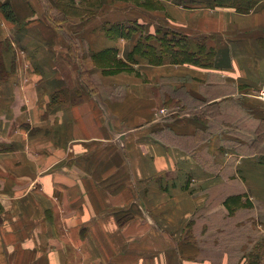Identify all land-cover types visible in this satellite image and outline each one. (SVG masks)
I'll list each match as a JSON object with an SVG mask.
<instances>
[{
  "label": "crops",
  "instance_id": "1",
  "mask_svg": "<svg viewBox=\"0 0 264 264\" xmlns=\"http://www.w3.org/2000/svg\"><path fill=\"white\" fill-rule=\"evenodd\" d=\"M85 1L0 0V264H251L264 234L244 244L254 220L232 222L212 197L232 182L264 210V155L243 151L249 133L234 124L235 109L264 122V0L247 12L101 0L92 16ZM133 23L185 36L199 58L106 72L101 54L131 49L138 36L120 25ZM218 169L233 170L222 186ZM224 234L241 244L197 243Z\"/></svg>",
  "mask_w": 264,
  "mask_h": 264
},
{
  "label": "rangeland",
  "instance_id": "2",
  "mask_svg": "<svg viewBox=\"0 0 264 264\" xmlns=\"http://www.w3.org/2000/svg\"><path fill=\"white\" fill-rule=\"evenodd\" d=\"M100 1L101 0L85 1V2L89 3L91 6V9H89V12H88L89 16L93 15L92 7L96 8L98 5H100ZM127 1H131L137 5L143 6L145 8H151V7L159 8L160 7V3L158 0H125L126 3H127ZM230 1H232V0H230ZM238 1H241V0H238ZM260 1L262 2V0H251V3L254 5H257L258 3H260ZM135 25L136 24L133 23V25H127V26H128V29H131V28H135ZM136 26H137V28L132 29L131 31L135 32V35L140 37V41L142 43L145 42L144 41L145 39L147 41H150L151 43H156L157 40H160V39H157L156 37H147L146 38L143 30L140 27H138V25H136ZM123 31H125V30H123ZM125 32H127V30ZM123 34H125V33L123 32ZM158 34H160V32ZM107 35L113 36V32H108ZM169 35L165 36V41H166V39H168ZM112 49L108 48V50L105 51L106 53H104L105 56H100L101 60H99V61L103 62L102 60H104V62L107 63V65H105L106 67L104 68V70L106 72L116 70L118 68L129 69V67H130L129 65H131V67L134 66V64L136 62H130V61H128V59L126 57L128 52H129V49H130L128 46L126 48H123L122 51L120 49H117V50L116 49L112 50ZM120 51L122 52V57H123L122 59L128 64V66H122L121 67L117 64L118 57H121ZM138 54L141 56H144L143 54H140V53H138ZM114 57H115V63H114ZM95 62L97 64L99 63L97 60H95ZM154 64L157 65L159 63H154ZM122 65H125V64L122 63ZM91 85H92V81H91ZM263 86H264V83H262L259 87H257L254 90L255 97L257 98V100L259 101L260 104L261 103L264 104V98L260 95V92H261L260 89H263ZM169 100H170V98H169ZM172 102H173L172 100L169 101V103H172ZM186 104L188 106H190L191 109H190V111H184L185 114L189 115L191 113V114L195 115V113L192 111V109H193L192 106H193V104H195V102L192 99L186 97ZM163 107L166 109L168 108L166 105H163ZM164 108H160V111H164ZM170 108L174 111L173 112L174 115L176 113L181 114V112H183V110H184L183 104H181V103L173 104L172 107L170 105ZM184 108H185V106H184ZM201 110H202V115L204 116L203 118H209L210 117V119H212V118L216 119V120L218 119L217 121H222V122L225 121V113L220 115L221 113L218 110L213 109L212 111H209V109L207 107H202ZM235 110L237 111V114L236 113L234 114L235 115L234 116L235 126L236 125L242 126L244 129L247 130V133H249V136L247 138H245V141L247 142V144H244L243 151L246 154H250L251 156H253V158H256V159L263 157V155H264V122L255 120L254 118L251 117V115L248 117L246 113H243L240 110H237V109H235ZM163 113H165V111ZM218 115H220V116H218ZM166 116H167V119L170 117L168 112H167ZM237 121L240 123H236ZM185 146L188 147L189 143L187 142L185 144ZM238 146L239 145H232L231 147H229V149L234 150V152L233 151L232 152L235 153V152H237V149H239ZM224 150L225 149L223 148V146H221L220 144H217L216 151L219 154L218 155L219 157H217L218 158V166L217 167L223 166V164L225 162L224 156H221V153H223ZM230 159H231V161L229 162V164H231V168L236 169V170L235 171L229 170V169H227V170L233 171L235 173V180L237 181L236 183L238 184V186L240 188L242 185V183H241L242 177H241V175L237 169L238 158L234 155V156H231ZM206 165H207V162H206ZM227 170L222 172L221 169H218L219 185H221V186H222L223 182L226 179H228L227 178ZM226 191L228 193H225ZM243 193L244 194H241V193L235 194L234 193V186L231 182L228 185L226 184V186L224 188H222L221 191L216 192V193L214 192L212 198H213L214 202L221 200L223 207L227 211L228 216L226 215V213H224V215H226L228 218L231 217L232 222H234V220H236V218L239 221H241V219H245V218L247 219V218H249V216L254 220L255 226L252 222L250 224L248 223V225L246 227L244 226L245 230L243 231V233L239 234V237L242 239V241L245 244L248 242V239H251V238L257 239L258 238L257 237L258 232H260L261 234H264V214L262 212L264 210H261L263 208L259 209L260 207L256 206V203L253 201V197L251 194H248L247 192H243ZM215 208H218V207H215ZM257 211H261L262 215H257ZM261 219H263L262 224L260 222ZM241 223H247V222L242 221ZM235 225H236V223H229L228 225H225V227H228V231H232L234 229ZM242 229L243 228L240 229L239 233H241ZM254 234H256V236H254ZM241 239L240 240L235 239V238H233L232 235H225L223 238L217 239L216 241H214V239H212V240L211 239L200 240V238H197V243L200 244L201 246L226 247V246L232 245V242L236 243V244H241V243H238V242H241ZM261 242H262V244H261V246H262L261 247V250H262L261 257L260 258L259 257H253L257 253V249L259 247L258 246L259 244H258L257 246L254 247L256 249V251L253 252V256L251 258L252 259L251 264H256L259 260L262 262V264H264V241H261ZM257 243H258V241H257ZM234 246H236V245L234 244Z\"/></svg>",
  "mask_w": 264,
  "mask_h": 264
},
{
  "label": "trees",
  "instance_id": "3",
  "mask_svg": "<svg viewBox=\"0 0 264 264\" xmlns=\"http://www.w3.org/2000/svg\"><path fill=\"white\" fill-rule=\"evenodd\" d=\"M174 4L181 5L186 8H196V7H209V8H214V7H223V6H230L234 7L237 11L240 12H247L256 5L251 3V0H170ZM8 7L10 9V6L6 3L1 5V8L5 12L7 18L13 20L14 16L12 14L11 9L8 10ZM139 27V26H138ZM135 28H137L135 26ZM131 28L128 29V26H125L123 24L120 25V30H121V35L125 36H130L132 34H135L132 32ZM116 30V29H115ZM127 30V32L123 31ZM109 31H113V27L109 29ZM117 32V31H116ZM123 32L125 34H123ZM160 32L161 35L158 33ZM170 34V35H169ZM176 32H161L158 31L155 34H145V37H156L157 40L156 43H151L150 41H147L146 39L144 40L145 42L142 43L140 41V37L137 38V42L132 46V48L129 50L127 54V59L130 62H137L138 58H147L150 62L153 63H161L163 59H169L172 60L173 62H196L197 59L199 58L198 53H194L189 50L186 44V39L185 36L178 35ZM169 35L168 39L165 41V36ZM114 49V48H113ZM112 49V50H113ZM108 50V49H107ZM105 50V51H107ZM103 52V56H105ZM143 54L144 56L139 55ZM99 54V53H98ZM122 59L117 60V64L119 66H128V64ZM114 63H115V57H114ZM124 63L125 65H122Z\"/></svg>",
  "mask_w": 264,
  "mask_h": 264
},
{
  "label": "built area",
  "instance_id": "4",
  "mask_svg": "<svg viewBox=\"0 0 264 264\" xmlns=\"http://www.w3.org/2000/svg\"><path fill=\"white\" fill-rule=\"evenodd\" d=\"M261 92H260V95L264 98V86H263V89H260Z\"/></svg>",
  "mask_w": 264,
  "mask_h": 264
}]
</instances>
